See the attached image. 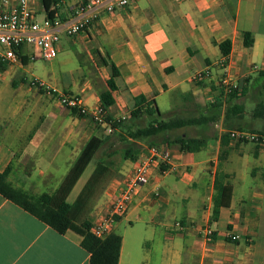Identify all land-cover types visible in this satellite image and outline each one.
<instances>
[{"label":"crops","instance_id":"obj_1","mask_svg":"<svg viewBox=\"0 0 264 264\" xmlns=\"http://www.w3.org/2000/svg\"><path fill=\"white\" fill-rule=\"evenodd\" d=\"M87 1L65 0L58 14L69 19ZM38 4L41 0H32L35 8ZM97 13L78 36L60 30L59 53L77 55L86 74L52 70L48 80L34 78L81 96L90 110L102 107L101 93L109 90L111 69L103 62L110 61L120 72L115 102L105 110L112 119L128 118L140 98L155 100L160 111L210 115L212 101L223 94L225 75L218 63L225 58L220 44L226 40L232 42L227 57L232 82L246 84L254 95L264 84V0H136L114 13ZM245 32L253 34L252 47L244 44ZM26 61L14 65L28 66L32 60ZM206 69L209 77L193 80ZM254 100L253 109L264 102ZM29 101L31 108L20 102L21 108L0 116V173L7 171V182L31 195L49 194L55 207L71 204L78 224L92 225L109 212L117 190L149 147L168 150L169 164L153 168L149 182L113 225L112 232L122 237L119 264H264V144L231 140L222 148L228 105L206 148L188 153L153 138L132 140L122 129L110 134L106 126L53 99ZM245 109V119L251 118L252 111ZM248 144L252 148L244 149ZM132 145L138 148L137 160L125 158ZM222 149L229 152L223 161ZM217 179L233 188L230 207L220 208L218 215ZM124 221L143 227L141 235L126 226L118 233ZM207 225L215 233L211 242L204 235ZM82 240L72 230L55 231L0 194V264H89Z\"/></svg>","mask_w":264,"mask_h":264},{"label":"trees","instance_id":"obj_2","mask_svg":"<svg viewBox=\"0 0 264 264\" xmlns=\"http://www.w3.org/2000/svg\"><path fill=\"white\" fill-rule=\"evenodd\" d=\"M64 2L65 0H41V5L45 15L51 18L64 8ZM253 43V34L245 32V46L248 48L252 47ZM220 50L225 57L223 60L227 63V57L232 50L231 40H226L221 43ZM21 58L25 64L28 63L26 56H21ZM103 63L111 69V77L108 80L109 90L101 93L102 107L104 110H108L115 102L112 92L117 89L116 80L120 72L114 63L110 61H104ZM0 65L2 71H5L8 67V64L2 62H0ZM261 75L264 76V72H261ZM248 91L249 89L246 84H240L224 101L220 98L211 104L214 110L210 115L189 118L177 117L169 121L161 120L162 113L155 100L147 101L144 98H140L128 118L114 120L108 116L107 122L112 125L113 133L117 129H122L132 140L137 141L145 138H153V143L160 142L170 146L175 145L182 152L196 153L206 148L209 141L208 138L193 137L187 134L172 136L171 133L186 127H206L218 122L222 107L227 104L228 106L225 110L226 131L221 136L222 148H224L231 141L229 131L234 130L233 128L242 130L247 112L245 105L240 100L248 94ZM72 112L78 114L76 110H72ZM78 115L83 117L80 114ZM145 119L149 121L146 125H143L142 123ZM251 119L253 121L261 120L264 122V102L256 104L252 110ZM249 131L264 136V128L251 126ZM228 153L227 149H222L220 160L223 161L226 159ZM137 154L138 148L135 145L125 150L126 159L137 160ZM6 178L7 171L0 173V194L61 234L68 230L80 234L83 237V248L90 253L89 264H119L122 247V237L120 235L112 232L106 238H98L90 231L92 227L91 223H76L72 213L73 206L71 204L62 202L59 206L55 207L52 202V197L49 194L46 193L39 196L31 195L9 184ZM215 188L214 210L216 215H218L220 208L230 207L233 188L229 183L221 182L219 179L216 180Z\"/></svg>","mask_w":264,"mask_h":264},{"label":"built area","instance_id":"obj_3","mask_svg":"<svg viewBox=\"0 0 264 264\" xmlns=\"http://www.w3.org/2000/svg\"><path fill=\"white\" fill-rule=\"evenodd\" d=\"M180 1V0H176ZM136 0H88L78 5L69 19H63L58 13L54 17L45 15L42 21L38 20V10L32 5V0H0V62L15 64L22 62L21 56L35 60V53H39L44 60H52L59 54L61 42L60 30L68 37H75L84 33L97 17V10L104 9L114 13L117 8H123L135 3ZM26 47H32L35 53H27ZM225 77L221 81L224 101L227 96L238 88L227 74V63L222 60L218 63ZM212 74L210 69L202 70L193 77L194 81H201ZM31 86L56 101L62 107L76 110L83 117L106 126L108 133H113V127L107 122L108 116L103 107L90 110L84 99L73 93L64 92L49 84L35 79ZM216 100L212 101L213 103ZM229 135L234 142H252L264 144V136L249 130H230ZM170 154L161 146H151L140 159L135 162L133 170L126 176L123 185L117 190L109 212L98 218L91 227V233L98 238H106L112 233L117 218L124 216L140 189L150 180V173L160 163L169 164ZM178 226H180L178 224ZM205 239L211 242L214 239V230L207 225L204 228ZM238 236L232 239L238 240Z\"/></svg>","mask_w":264,"mask_h":264},{"label":"rangeland","instance_id":"obj_4","mask_svg":"<svg viewBox=\"0 0 264 264\" xmlns=\"http://www.w3.org/2000/svg\"><path fill=\"white\" fill-rule=\"evenodd\" d=\"M38 10V20L42 21L45 17V13L42 9L41 4H38V7H36ZM25 51L27 53H35V50L32 47H26ZM36 59L31 61L28 66L25 65H14V64H8L9 67H11L10 72H4L1 69L0 65V116L4 115L6 113H13L18 108H21V103L24 102L26 107L29 100H32L33 98H40V103H52V99L48 96L41 93L37 86H31V82H33L35 77H40L45 80H48L49 73L54 71H68L76 74V76H81L86 74L87 69L80 67L81 63L79 61V58L77 55L68 54V53H59L58 56L53 60H44L39 53H35ZM250 89V88H249ZM252 93L251 89L249 93L242 97L240 102L243 103L248 111H252L254 106V99L256 97V102L258 101H264V84L261 88L258 89V94L255 93V95ZM254 98V99H253ZM227 105V104H226ZM225 105V106H226ZM27 108H31L30 105H28ZM162 117L161 120L169 121L171 119L177 118V117H189L185 113L175 112L174 110H171L170 108H162L161 109ZM12 120V123H14V120ZM149 120L145 119L143 121V125H146ZM249 124H252V126L255 127H261L264 128V122L259 121H252L251 118L245 119V125H243L242 129H250ZM13 125V124H12ZM224 126V124L222 123ZM221 128V120L218 122L211 124L206 127L201 126H194V127H186L177 131L172 132V136L178 135V134H187L188 136H194V137H212L214 134L218 133L219 129ZM234 130L237 128H233ZM185 132V133H184ZM158 140V139H156ZM242 143V142H239ZM244 149H250L252 148V144H248L243 146ZM253 164L261 165L260 160H254ZM227 166V165H226ZM229 168V165L228 167ZM249 177L246 178V180L249 182ZM124 226L128 228L129 231H132L136 236L141 235L142 228L140 225L135 224L134 228H131L129 223L124 221L121 225V228L118 233H123Z\"/></svg>","mask_w":264,"mask_h":264}]
</instances>
